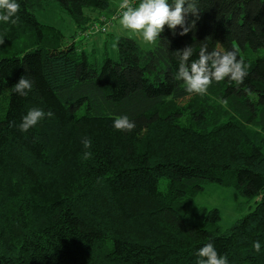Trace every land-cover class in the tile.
<instances>
[{
	"label": "trees",
	"instance_id": "1",
	"mask_svg": "<svg viewBox=\"0 0 264 264\" xmlns=\"http://www.w3.org/2000/svg\"><path fill=\"white\" fill-rule=\"evenodd\" d=\"M46 1L17 0L20 22L0 21V264H196L210 242L228 264H264V0H199L188 34L165 26L146 51L118 36L115 58L99 59L37 21ZM53 1L80 33L115 11ZM206 37L209 51L239 50L243 84L226 78L199 95L174 80L173 53H198ZM22 75L26 96L12 91ZM32 108L54 115L21 132ZM124 115L132 132L113 127ZM202 183L255 206L222 232L217 209L194 205Z\"/></svg>",
	"mask_w": 264,
	"mask_h": 264
},
{
	"label": "clouds",
	"instance_id": "2",
	"mask_svg": "<svg viewBox=\"0 0 264 264\" xmlns=\"http://www.w3.org/2000/svg\"><path fill=\"white\" fill-rule=\"evenodd\" d=\"M198 4L199 0H172L171 3L169 0H139L138 4L133 0H122L119 4L122 10L119 22L124 29L141 33L143 39L150 43L156 42L161 37L165 26L173 32L179 27L181 29L179 35L183 36L195 29L196 21L200 17ZM20 8L21 5L17 0H0V21L5 24H18ZM189 16L193 17L191 21L187 19ZM209 40L211 37H206L200 42L198 53H195L192 45L173 53L178 60L173 78L183 81L185 90L189 94L204 95L213 82H220L226 78L239 86L248 75L247 65L242 58H238L237 48L231 50L213 48L209 51L207 43ZM3 43L4 41L0 39V45ZM194 55L196 58L192 59ZM32 88L33 81L22 75L12 86V91L19 96H26ZM222 102L227 103L226 100ZM53 115L51 110L45 112L40 108H32L22 118L19 130L27 132L46 116L51 118ZM13 126L15 121L9 124V127ZM113 127L117 131L132 132L136 124L124 115L114 119ZM83 145L86 149L91 148V139L85 138ZM253 248L259 252L261 243L254 241ZM196 255L198 257L196 264H228L227 256L220 255L211 242L201 247Z\"/></svg>",
	"mask_w": 264,
	"mask_h": 264
},
{
	"label": "rangeland",
	"instance_id": "3",
	"mask_svg": "<svg viewBox=\"0 0 264 264\" xmlns=\"http://www.w3.org/2000/svg\"><path fill=\"white\" fill-rule=\"evenodd\" d=\"M109 1L110 11L118 8L120 0ZM34 16L39 23L58 29L66 38L69 39L76 34L75 39L79 42L84 41V38L80 36L79 30L76 28V25L69 14L61 9L53 0L44 2L42 8L34 11ZM119 20L114 21L112 26L107 28L109 38L107 39L105 48H100L96 51L94 56L97 59L101 58L104 54H106L105 56L109 58H115V37L117 36L116 32H119ZM134 33L135 32L126 29L125 31L120 30L119 35L137 39L138 35ZM138 34L141 38L138 40L141 48L145 51L152 49L155 42H147L143 39L141 33ZM163 185L164 182H160V188H162ZM201 186L203 188L202 191L193 199L194 205L197 207L217 209L220 214L218 227L222 232L227 230L235 221L245 217L255 206L256 200H245L232 189L225 188L214 183H202Z\"/></svg>",
	"mask_w": 264,
	"mask_h": 264
},
{
	"label": "built area",
	"instance_id": "4",
	"mask_svg": "<svg viewBox=\"0 0 264 264\" xmlns=\"http://www.w3.org/2000/svg\"><path fill=\"white\" fill-rule=\"evenodd\" d=\"M135 4L139 3V0H133ZM122 14V10L119 8H116L113 14L110 17L107 16H100L98 17V20L92 23L86 30H84L80 36L86 39H89L91 37H95L96 35H104L107 32V28L112 26V23L120 18Z\"/></svg>",
	"mask_w": 264,
	"mask_h": 264
},
{
	"label": "crops",
	"instance_id": "5",
	"mask_svg": "<svg viewBox=\"0 0 264 264\" xmlns=\"http://www.w3.org/2000/svg\"><path fill=\"white\" fill-rule=\"evenodd\" d=\"M119 1V0H118ZM122 2V0H120V3ZM115 10V9H114ZM113 10V11H114ZM118 21V20H117ZM94 23V22H93ZM89 27V26H88ZM119 29H118V31L120 32V30L122 31H125L126 29H124L122 26H121V24H120V22H119V27H118ZM119 32H116V34H117V36L116 37H118V36H122V35H119ZM81 34V33H80ZM134 34H137L138 35V38L136 39V38H134L135 40H140L141 38H140V35L138 34V33H134ZM74 38H76V34L73 36ZM115 37V38H116ZM135 37V36H134ZM109 37L107 36V39H108ZM77 42H79L78 40H76ZM105 42H107V40L105 41ZM105 42H103V41H101L99 38H97V37H93L92 38V40H90V41H87V42H79L80 44H82V47H83V49H86V51H91L92 52V50L93 51H95V53H96V51L98 50V49H100V48H104L105 47ZM138 43H139V41H138ZM103 44V45H102Z\"/></svg>",
	"mask_w": 264,
	"mask_h": 264
}]
</instances>
